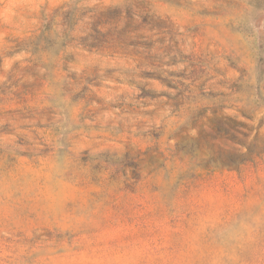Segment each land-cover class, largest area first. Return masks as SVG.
<instances>
[{
    "label": "rangeland",
    "instance_id": "374dc122",
    "mask_svg": "<svg viewBox=\"0 0 264 264\" xmlns=\"http://www.w3.org/2000/svg\"><path fill=\"white\" fill-rule=\"evenodd\" d=\"M0 264H264V0H0Z\"/></svg>",
    "mask_w": 264,
    "mask_h": 264
}]
</instances>
